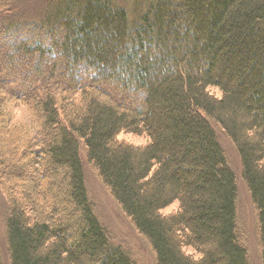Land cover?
<instances>
[{
	"label": "trees",
	"instance_id": "obj_1",
	"mask_svg": "<svg viewBox=\"0 0 264 264\" xmlns=\"http://www.w3.org/2000/svg\"><path fill=\"white\" fill-rule=\"evenodd\" d=\"M19 2L0 0L10 263L138 264L92 210L83 147L156 264H249L216 124L240 157L264 264V0H157L134 21L110 0H45L35 15ZM7 96L35 120L36 140L8 123Z\"/></svg>",
	"mask_w": 264,
	"mask_h": 264
},
{
	"label": "rangeland",
	"instance_id": "obj_2",
	"mask_svg": "<svg viewBox=\"0 0 264 264\" xmlns=\"http://www.w3.org/2000/svg\"><path fill=\"white\" fill-rule=\"evenodd\" d=\"M19 10L25 15H35L42 12L45 0H18ZM116 6L126 10L130 20L144 14L147 8L157 0H110ZM174 1V0H173ZM55 5H48L43 11L48 15L53 13ZM57 8V7H56ZM55 8V9H56ZM50 13V14H49ZM13 86V85H12ZM8 96L13 94V88L6 87ZM216 91V90H215ZM218 94V91H216ZM6 98L5 118L9 124L15 123L23 136H28L32 140L37 139V128L35 120L29 115L25 105L15 98ZM218 141L224 151L227 164L235 176L236 201H235V225L236 235L240 243L246 247L249 264H261L259 247V223L257 211L253 205L245 181L242 178V166L240 157L224 132L214 124ZM119 139H124L133 143H141V137L120 132ZM80 158L84 173V183L87 197L92 210L109 233L112 245L120 246L138 264H156L155 256L147 241L139 235L132 227L128 219L124 216L120 207L108 194L99 178L95 175L90 162L87 160L85 149L80 148ZM177 203H173L164 210V213L172 212L176 209ZM7 215V203L0 191V260L3 264H11L8 255V245L6 239L5 220Z\"/></svg>",
	"mask_w": 264,
	"mask_h": 264
}]
</instances>
